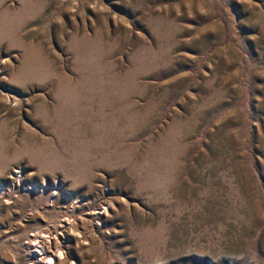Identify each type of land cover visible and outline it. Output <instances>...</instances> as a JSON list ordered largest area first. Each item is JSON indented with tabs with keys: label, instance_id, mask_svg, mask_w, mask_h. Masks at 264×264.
<instances>
[{
	"label": "rangeland",
	"instance_id": "1",
	"mask_svg": "<svg viewBox=\"0 0 264 264\" xmlns=\"http://www.w3.org/2000/svg\"><path fill=\"white\" fill-rule=\"evenodd\" d=\"M0 264H264V0H0Z\"/></svg>",
	"mask_w": 264,
	"mask_h": 264
}]
</instances>
